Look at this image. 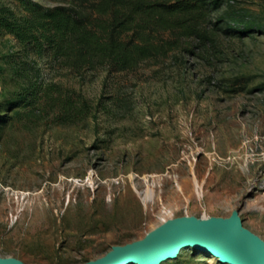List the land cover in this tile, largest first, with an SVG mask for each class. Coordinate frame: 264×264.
Listing matches in <instances>:
<instances>
[{
	"label": "rangeland",
	"instance_id": "rangeland-1",
	"mask_svg": "<svg viewBox=\"0 0 264 264\" xmlns=\"http://www.w3.org/2000/svg\"><path fill=\"white\" fill-rule=\"evenodd\" d=\"M227 2L203 23L210 42L184 36L129 71L77 75L0 31V256L82 264L170 218L234 211L264 240V0ZM232 15L262 26L228 36L216 23ZM60 88L90 113L61 122ZM160 264L229 263L183 247Z\"/></svg>",
	"mask_w": 264,
	"mask_h": 264
},
{
	"label": "trees",
	"instance_id": "trees-1",
	"mask_svg": "<svg viewBox=\"0 0 264 264\" xmlns=\"http://www.w3.org/2000/svg\"><path fill=\"white\" fill-rule=\"evenodd\" d=\"M16 1L22 12L0 5V31L14 35L28 55H47L77 75L105 68L133 70L141 61L170 51L184 36L210 42L212 35L203 23L212 11L229 4L228 0H79L88 4L81 10L73 5L47 6L37 0ZM216 25L226 35L237 37L262 26L243 15L220 17ZM167 31L176 36L156 42L154 36ZM57 93L54 98L61 107V122L90 113L91 105L82 94L75 97L61 88ZM36 98V92L28 91L13 103H30Z\"/></svg>",
	"mask_w": 264,
	"mask_h": 264
},
{
	"label": "water",
	"instance_id": "water-1",
	"mask_svg": "<svg viewBox=\"0 0 264 264\" xmlns=\"http://www.w3.org/2000/svg\"><path fill=\"white\" fill-rule=\"evenodd\" d=\"M208 252L229 264H264V240L244 227L239 211L229 217L170 218L143 238L113 246L105 255L82 264H160L175 258L181 248ZM0 264H25L0 256Z\"/></svg>",
	"mask_w": 264,
	"mask_h": 264
},
{
	"label": "bare ground",
	"instance_id": "bare-ground-1",
	"mask_svg": "<svg viewBox=\"0 0 264 264\" xmlns=\"http://www.w3.org/2000/svg\"><path fill=\"white\" fill-rule=\"evenodd\" d=\"M216 160V156H214V157H212L211 158V162H212V164H213V162ZM152 196H153V192H152V190L151 189H147V191H146V193H145V196H144V200H147V199H149V198H152Z\"/></svg>",
	"mask_w": 264,
	"mask_h": 264
}]
</instances>
